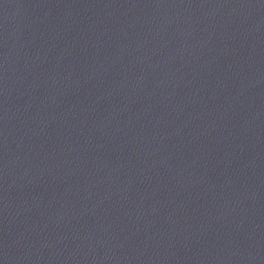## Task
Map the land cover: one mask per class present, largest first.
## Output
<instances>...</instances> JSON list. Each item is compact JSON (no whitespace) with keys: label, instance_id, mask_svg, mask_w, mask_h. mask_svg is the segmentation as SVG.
Masks as SVG:
<instances>
[{"label":"water","instance_id":"obj_1","mask_svg":"<svg viewBox=\"0 0 264 264\" xmlns=\"http://www.w3.org/2000/svg\"><path fill=\"white\" fill-rule=\"evenodd\" d=\"M0 264H264V0H0Z\"/></svg>","mask_w":264,"mask_h":264}]
</instances>
